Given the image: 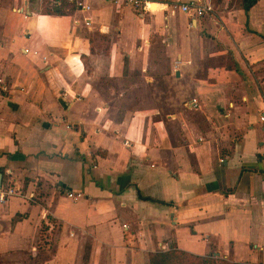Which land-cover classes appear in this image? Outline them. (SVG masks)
<instances>
[{
  "label": "crops",
  "instance_id": "1",
  "mask_svg": "<svg viewBox=\"0 0 264 264\" xmlns=\"http://www.w3.org/2000/svg\"><path fill=\"white\" fill-rule=\"evenodd\" d=\"M188 1L0 0V264H264V0ZM158 38L192 93L165 112L123 95Z\"/></svg>",
  "mask_w": 264,
  "mask_h": 264
},
{
  "label": "rangeland",
  "instance_id": "2",
  "mask_svg": "<svg viewBox=\"0 0 264 264\" xmlns=\"http://www.w3.org/2000/svg\"><path fill=\"white\" fill-rule=\"evenodd\" d=\"M162 38L152 40L146 52L143 64L141 58L135 57V63L125 68L122 80L126 82L123 95L137 99L142 106H157L163 112L176 109L192 95L190 85L182 78H173L167 64L168 56L162 50ZM187 102V101H186ZM44 232L41 234V240ZM48 238L49 234L46 235Z\"/></svg>",
  "mask_w": 264,
  "mask_h": 264
},
{
  "label": "built area",
  "instance_id": "3",
  "mask_svg": "<svg viewBox=\"0 0 264 264\" xmlns=\"http://www.w3.org/2000/svg\"><path fill=\"white\" fill-rule=\"evenodd\" d=\"M62 0H48L52 5L59 4ZM115 7H129L138 14L153 10L152 5H155V0H106ZM80 7H83L78 3ZM173 7L178 8L181 12L188 14L190 17H201L204 14L212 11L211 5L207 2L192 0L183 3H173ZM193 102V100H192ZM72 199L78 194L66 193ZM22 187L18 185L9 171L4 172V178L0 180V206L5 205L9 199L13 197H23Z\"/></svg>",
  "mask_w": 264,
  "mask_h": 264
},
{
  "label": "trees",
  "instance_id": "4",
  "mask_svg": "<svg viewBox=\"0 0 264 264\" xmlns=\"http://www.w3.org/2000/svg\"><path fill=\"white\" fill-rule=\"evenodd\" d=\"M256 0H240V6L246 12L250 6L255 3ZM58 13V10H48L47 13ZM0 172H2L0 170ZM51 220V218H48ZM43 225V223H42ZM148 264H249V263H238L228 262L225 260L212 258L208 256H200L191 254L176 248L169 250H159L150 252L148 254Z\"/></svg>",
  "mask_w": 264,
  "mask_h": 264
},
{
  "label": "water",
  "instance_id": "5",
  "mask_svg": "<svg viewBox=\"0 0 264 264\" xmlns=\"http://www.w3.org/2000/svg\"><path fill=\"white\" fill-rule=\"evenodd\" d=\"M175 75H177L176 71H175ZM0 177H1V173H0Z\"/></svg>",
  "mask_w": 264,
  "mask_h": 264
},
{
  "label": "bare ground",
  "instance_id": "6",
  "mask_svg": "<svg viewBox=\"0 0 264 264\" xmlns=\"http://www.w3.org/2000/svg\"><path fill=\"white\" fill-rule=\"evenodd\" d=\"M153 6V5H152Z\"/></svg>",
  "mask_w": 264,
  "mask_h": 264
}]
</instances>
